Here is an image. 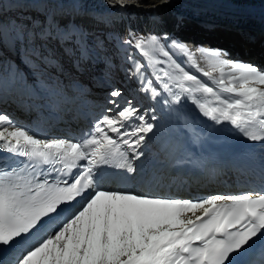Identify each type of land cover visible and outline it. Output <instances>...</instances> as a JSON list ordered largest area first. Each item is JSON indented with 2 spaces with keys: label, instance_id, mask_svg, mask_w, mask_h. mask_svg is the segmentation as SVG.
<instances>
[{
  "label": "snow or ice",
  "instance_id": "snow-or-ice-1",
  "mask_svg": "<svg viewBox=\"0 0 264 264\" xmlns=\"http://www.w3.org/2000/svg\"><path fill=\"white\" fill-rule=\"evenodd\" d=\"M107 43V36H93L83 25H61L47 10L43 20L0 22V92L19 86L41 108L72 102L84 92L75 77L100 58ZM122 45L152 68L165 63L152 50L167 58L171 71L162 68L155 77L161 91L145 77V65L127 56L139 92L154 101L164 93L170 97L163 100L170 118L185 119L171 106L187 99L215 124L228 123L247 140L264 141V71L257 66L172 40L169 46L205 82L173 59L155 35L129 33ZM197 53L210 70L199 68ZM103 59L111 67L109 57ZM108 95L118 111L100 116L80 140L42 138L0 112V150L27 161L19 168L0 165V264H264V187L196 198L105 187L104 166L137 172L135 162L146 158L149 134L160 119L155 108L142 113L131 99L121 104L118 88ZM200 140L194 134L192 143ZM173 152L174 168L203 167L184 145L177 143Z\"/></svg>",
  "mask_w": 264,
  "mask_h": 264
},
{
  "label": "bare ground",
  "instance_id": "bare-ground-1",
  "mask_svg": "<svg viewBox=\"0 0 264 264\" xmlns=\"http://www.w3.org/2000/svg\"><path fill=\"white\" fill-rule=\"evenodd\" d=\"M18 1L19 0H0L1 22L8 20L11 11L18 7ZM24 1L26 4L23 6H26L27 11L34 15L35 19L43 20V12L47 10L55 15L61 25L65 23H67V25H83L89 32L99 29H108L113 31L116 30L120 33H133L129 25L131 19L142 20L145 33H167L170 32L171 29L176 28L177 25H181L190 29L184 36L191 35L192 42L198 43L197 48H200L199 46L202 44V41L199 42L201 39L217 46H228V42L232 43L235 49L238 50L236 52V57L247 59V61L252 62L255 66H260V70L264 71V0H167V2H165V0H123V7H121L120 3H117V0ZM46 5H50L53 8ZM26 8L22 7L21 9L25 10ZM182 16L191 17L187 19L191 20L189 23H205L208 28L212 27L211 30L216 31V34L207 33L201 26L185 25V20ZM219 31H227L234 35L226 36L224 33L222 35ZM176 33H178V30H176ZM150 55L156 60H161L152 51ZM141 58L149 69L153 87L162 91L161 85L157 82L155 77L156 75H162L159 71L160 69L163 68L171 71V68L166 64H156L155 68H152L148 66L149 62L146 58L142 56ZM222 58L229 59L225 55H223ZM173 59L176 60L174 57ZM200 60L199 64L201 65L199 68L203 71L210 70L208 61L204 57L200 58ZM191 68L195 70L198 78L208 82L207 78L202 75V72L197 71L196 68L192 66ZM185 69L188 70L187 68ZM213 76L218 77L219 73L213 72ZM173 91H178V89L173 88ZM144 94L148 97V94ZM18 96L20 99H25L27 97L26 95L20 94H18ZM164 99H170V97L164 93L161 97L157 98L159 102L154 101L153 104V106L158 109L156 115L160 117L159 120L154 122L157 124L154 133H160V130H163L164 126H168L170 130L174 132H182L184 135L192 137L195 132L198 133V128L202 126L200 130L204 133V144L217 147V151H220L222 148L230 150L249 141L243 137L241 133L233 134L225 131L221 124L217 125L203 116L199 112V109L187 99L182 100L180 105H176L175 107L173 105L171 106L173 109H179L181 116L185 119L170 118L173 114L168 106L163 103ZM201 99L203 100L205 98L201 97ZM22 103L23 101H19L17 106H21ZM21 108L22 107H20V109ZM92 110L94 113L100 112V107L94 106ZM185 122H187L190 127L186 128L184 126ZM163 123L166 125H163ZM15 124L23 127L20 122H15ZM212 133H214V136H212ZM147 142L157 146L160 143V136L158 134L156 136H154V134H149ZM258 146L261 147L260 144ZM141 161L135 162L137 172L131 174L127 173L124 182H136L138 188L135 191L162 195L164 193L162 187L163 176L158 175L156 171H154L155 166L151 161H143V167H141ZM113 169L114 166H104L103 168V172L106 174L105 184L107 188H127L124 185H117L114 188L109 184L108 181L113 178L108 172ZM175 187L176 185L173 188ZM169 195L175 196L176 191L171 190Z\"/></svg>",
  "mask_w": 264,
  "mask_h": 264
},
{
  "label": "rangeland",
  "instance_id": "rangeland-1",
  "mask_svg": "<svg viewBox=\"0 0 264 264\" xmlns=\"http://www.w3.org/2000/svg\"><path fill=\"white\" fill-rule=\"evenodd\" d=\"M25 4H26V2L24 0H22V1L19 0L18 1V7H16L15 10L11 11L10 15L8 16V20L3 22V23L4 24H8L10 21L20 20V19H24V18H27V17H31V18L35 19V16L32 15L29 11H27L26 6H23ZM46 6H49L50 8H53L50 5H46ZM22 7H25L26 9L22 10L21 9ZM182 17L185 20V22H184L185 25H187V26L196 25V23H189L191 20H187V19H189L191 17H189V18L186 17V16L185 17L182 16ZM192 22H195V21H192ZM65 24H67V23H65ZM129 25L131 27V31L133 32V34H136V35H139V36H145V37H147L149 35L157 36L158 39L160 40V43L162 45H164L165 50H167L168 52L169 51H171V52L173 51L174 53H171L170 55H172L174 58H176V61L181 63V65L183 67L187 68L190 73L196 75L195 70H193L191 68V62H190V65H187L189 61H187L185 57H183V58L181 57V52H179L175 48H172V47L169 46L170 45V42H169L170 40L169 39L165 40L163 38V36L161 34H159V33H157V34H151L150 32L149 33H145L144 25L142 23V20H140V19H136V20H132L131 19L129 21ZM189 30L190 29H187V27L181 26V30H180L181 35L178 34V36H180L181 38L185 37L184 35H186ZM182 31H184V32H182ZM214 32H216V31H214ZM219 32L222 35L224 33V35H226V36L234 35V34L229 33L227 31H223V32L219 31ZM239 32H242V31H239ZM90 33L93 36L101 37V38H104V37L107 36L108 37V43H107V46L102 51H100V53H99L100 58L97 59L93 63V66H92L93 69L90 67V65H91V62H90L89 65L85 68V70L82 71L79 74V76L80 77H85V79L90 80L89 73L92 72L90 69H92L93 71H95V73H97L99 75H101V73H104L106 76L112 75L113 76V81L115 83V86H118V89H120L122 93L126 92L128 89H130L132 87L134 90H136V95L138 96V92L137 91H138L139 87H133V85L136 84L135 81L137 79H136V77L129 78L130 72L133 70V65L130 62L126 63V62L122 61V58H124V59L126 58L127 59V56L131 54V55H133L135 57L136 60H139L142 63L140 57H138L135 54L136 51L133 48H130V47L126 46V45H122L123 39L127 38L129 35H127V33H120V32H118L116 30L113 31V30H108V29L107 30L99 29V30H96V31H92ZM109 33L111 34V36H108ZM113 34L116 37V40H115V42H116L115 45L116 46L113 45V42H112L113 41V39H112V35ZM195 44H198V43H195ZM118 45H120V46H118ZM196 46L197 45H193V50L197 49ZM154 51H156V50H152V52L155 54ZM157 52L159 53V55H157V54H155V55L161 59L162 57L160 56L161 55L160 52L159 51H157ZM106 53H108V57H109V59L111 61V67H109L104 62L103 57L105 56ZM197 58H198V60L196 62L200 66L201 64H199V63L201 61L200 58H202V56H200L199 53H197ZM14 60H15V62L17 64H19V60L18 59H14ZM164 61L166 63H163V64L168 65L166 58L164 59ZM125 67L127 68L126 71H125V69H126ZM129 67H131V70H130ZM142 71L145 72L144 68L142 69ZM126 72H128V73H126ZM140 95L143 97V100H144V95L142 93H140Z\"/></svg>",
  "mask_w": 264,
  "mask_h": 264
}]
</instances>
